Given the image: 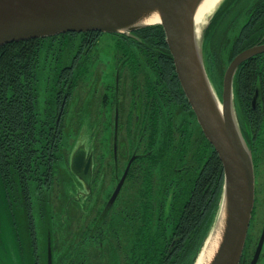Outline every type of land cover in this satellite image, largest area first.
Here are the masks:
<instances>
[{
    "label": "trees",
    "instance_id": "16d2710c",
    "mask_svg": "<svg viewBox=\"0 0 264 264\" xmlns=\"http://www.w3.org/2000/svg\"><path fill=\"white\" fill-rule=\"evenodd\" d=\"M229 15L233 18L215 44L217 29ZM101 33L69 31L0 45V243L4 210L25 263L47 264L50 233L53 264H194L217 216L225 172L184 92L161 23L110 33L120 79L123 69L129 68L134 79L139 69L146 71V82L137 83L132 97L143 122L144 154L131 165L128 193L104 211L111 193L104 196L102 164L90 188L71 169L69 177L59 175L65 115ZM205 41L206 63L211 73L218 71L221 94L232 59L264 43V0H224ZM41 58L52 64L45 79ZM263 72L264 52L237 68L238 117L249 108ZM42 80L47 86L41 106ZM194 133L200 135L193 138ZM56 182L61 184L57 206L51 195Z\"/></svg>",
    "mask_w": 264,
    "mask_h": 264
},
{
    "label": "water",
    "instance_id": "95a60500",
    "mask_svg": "<svg viewBox=\"0 0 264 264\" xmlns=\"http://www.w3.org/2000/svg\"><path fill=\"white\" fill-rule=\"evenodd\" d=\"M223 1L215 6L203 26L198 28L196 11L200 0H0V45L69 31L130 33L161 23L184 92L204 134L218 152L225 172L220 207L198 256L223 213L226 216L222 241L210 264H239L255 207L256 174L253 145L246 137L235 109L233 81L243 61L264 52V43L247 47L232 59L224 72L220 94L206 64L205 35ZM155 11L160 13L159 21L143 22L144 15ZM257 97L258 91L253 97V104ZM117 119L118 114L116 137ZM83 158V154L77 155L73 162L75 171L80 170ZM132 159L104 211L115 202ZM87 160L85 171L90 169L91 156ZM263 243L264 224L250 264H256ZM47 264H53L50 233L47 237Z\"/></svg>",
    "mask_w": 264,
    "mask_h": 264
},
{
    "label": "rangeland",
    "instance_id": "374dc122",
    "mask_svg": "<svg viewBox=\"0 0 264 264\" xmlns=\"http://www.w3.org/2000/svg\"><path fill=\"white\" fill-rule=\"evenodd\" d=\"M231 18H233V16H227V19L219 25L215 40H213L215 44L219 42L221 33L227 29ZM113 37V35L107 32L100 34V38L93 49L91 60H89V63L87 64L89 70L85 77L77 83L74 89L69 113L65 115L64 131L67 139L64 142V145L61 146L62 149L59 150L64 154V159L62 165L58 167L61 172L59 174L60 177L61 175L68 176L67 173L69 169H71L77 176L78 174H81V178L83 177V174H86L88 176L86 181L91 183L95 173L102 164L103 171L101 179L102 188L104 189L103 192L105 193L104 196L107 195L106 192L108 191H110V193L113 192V189L117 184L113 169V135L115 131L114 123L116 122V116L118 114L117 128L119 126V138H124V134L127 133L128 123H131L132 121L135 122V117L130 118V114H135V104L132 97L135 96L137 83L143 84L146 82V71L143 68L139 69L136 79L133 78L134 75H132L129 68L128 70L123 69L119 84L120 90L116 93L118 94L120 92V100L117 101L114 95L116 70L114 56H112L114 51ZM71 59L72 56L68 58L66 63L70 64ZM39 63L44 66V75L41 79H45V76L48 75L49 72L47 66L52 64L46 62L44 58H41ZM208 70L213 84L218 86V71L214 70L211 73V68L209 69V67ZM46 83L45 80H42V89L39 92V102L41 106L44 104L43 95H45L44 88L47 86ZM116 104L120 106L119 111H116ZM238 120L240 121L239 117ZM259 125L258 134L254 136L256 204L254 216L249 229L248 240L249 243H251V249H254L259 240L264 223V114L260 115ZM133 129L134 127L131 128V133ZM197 132H199V130H197ZM198 134L200 135V133H194L193 138ZM78 154H83L84 158L80 170L75 171L73 168V162L76 161ZM90 156V169L87 173H83L85 163ZM120 165H122V162ZM56 184L57 185L51 195L57 206L60 201L57 189L61 184H59V182H56ZM125 192L128 193V188ZM34 200L37 202L36 199ZM68 200L69 198H66V201ZM1 218L4 246L2 247V244L0 243V264H30L28 261L26 263L23 261L22 256L18 251L13 226L7 219L4 210L1 212ZM39 228L40 225L38 226V229ZM260 264H264V259Z\"/></svg>",
    "mask_w": 264,
    "mask_h": 264
},
{
    "label": "flooded vegetation",
    "instance_id": "af4514ba",
    "mask_svg": "<svg viewBox=\"0 0 264 264\" xmlns=\"http://www.w3.org/2000/svg\"><path fill=\"white\" fill-rule=\"evenodd\" d=\"M119 71L116 70V77H115L116 78L115 79L116 86L114 89L115 92L118 91V89H119L118 85L120 84ZM259 71H261V70L259 69ZM263 75H264V72H263L262 76H258V84L255 86V88L251 94L252 99L249 102V108L246 110L245 109L240 110V108H239L240 120L243 123L244 129L246 131V135H247L248 139H250V140H253L254 136L258 134V129L260 126L259 125V118H260L261 114H264V76ZM257 91H258V97L256 99L257 101L255 104H253V97L255 96ZM138 109H139L138 104H135L134 105L135 114H130V118L135 117V122L130 120L132 122L128 123L127 133L124 134V138H122V137L119 138V135H118L119 134L118 133L119 126L117 128V137H116V126H115L116 122L114 123V130L115 131H114V135H113V163H114L113 169H114V176L116 178L117 184H118L119 180L122 178V176L124 175L129 161L133 158L132 162L130 164V167H129V170H130L131 165L134 162V160L138 159L141 155L144 154V152H143V148H144L143 147V139H142V129L143 128H142V121L138 117ZM119 110H120V106L116 105V111H119ZM244 123H247L248 125L244 124ZM118 125H119V123H118ZM132 127H134V129L132 130V133H131ZM130 136H131V138H130ZM86 162H88V160ZM121 162H122V165H120ZM87 168L88 167L86 166V163H85L83 173H87L89 171V170L85 171ZM129 170L127 172L126 178H125L124 183H123V185L119 191L118 196L123 191H125V183L127 181V176H128ZM82 176H83L82 180L85 181L86 178L88 179V176L86 174H83ZM78 177L81 178V174L80 175L78 174ZM85 183H86V186L88 188H90L91 183L90 182L88 183L87 181ZM117 184H116V186H117ZM12 186H13V178H12ZM116 186H115V188H116ZM114 189H113V191H114ZM111 193H113V192H111ZM111 195L112 194H110V196ZM110 196L108 197L107 202H108ZM107 202H106V204H107ZM249 229H250V226H249ZM249 229H248V234H247V238H246V242H245V247H244L243 254L241 256V260H240L239 264H250L251 263V261L254 257L256 248L258 246L259 240H260V238H259L254 249L253 248L251 249L252 246L248 240ZM249 244H250V247H249ZM2 246H4V244H2ZM263 259H264V243H263L262 250H261V253L258 257L256 264H260Z\"/></svg>",
    "mask_w": 264,
    "mask_h": 264
},
{
    "label": "bare ground",
    "instance_id": "6f19581e",
    "mask_svg": "<svg viewBox=\"0 0 264 264\" xmlns=\"http://www.w3.org/2000/svg\"><path fill=\"white\" fill-rule=\"evenodd\" d=\"M221 0H200L198 9L196 11V21L198 22V28H201L204 24L205 19L215 8L216 5ZM161 19L160 13L155 11L152 14H146L142 17L143 22H156ZM226 215L222 213L221 218H219L217 225L215 226L212 234L207 240L204 250L197 258L196 264H210L223 237V232L225 228V218Z\"/></svg>",
    "mask_w": 264,
    "mask_h": 264
}]
</instances>
